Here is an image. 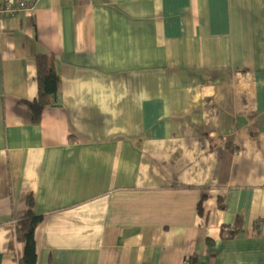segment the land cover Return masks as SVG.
<instances>
[{
    "label": "crops",
    "instance_id": "crops-1",
    "mask_svg": "<svg viewBox=\"0 0 264 264\" xmlns=\"http://www.w3.org/2000/svg\"><path fill=\"white\" fill-rule=\"evenodd\" d=\"M40 54L61 87L35 123ZM29 209L36 264H264V0H36L2 20L0 264L24 257Z\"/></svg>",
    "mask_w": 264,
    "mask_h": 264
},
{
    "label": "trees",
    "instance_id": "trees-1",
    "mask_svg": "<svg viewBox=\"0 0 264 264\" xmlns=\"http://www.w3.org/2000/svg\"><path fill=\"white\" fill-rule=\"evenodd\" d=\"M37 78L39 84V96L32 103L31 109L33 121L39 123L42 112L48 106L55 104L61 87V78L56 71V67L51 58L46 54H40L37 57ZM31 207V206H30ZM32 208V207H31ZM200 214H202L201 204L199 205ZM43 217L36 215L32 209L26 212V215L19 220L16 231V240L25 246L24 257L20 260V264H36L37 248L35 242V230L41 223ZM240 225V222H237ZM237 229H233L230 233L236 234Z\"/></svg>",
    "mask_w": 264,
    "mask_h": 264
},
{
    "label": "built area",
    "instance_id": "built-area-1",
    "mask_svg": "<svg viewBox=\"0 0 264 264\" xmlns=\"http://www.w3.org/2000/svg\"><path fill=\"white\" fill-rule=\"evenodd\" d=\"M36 9V0H0V22L19 13L30 14ZM233 229L226 228V232Z\"/></svg>",
    "mask_w": 264,
    "mask_h": 264
}]
</instances>
